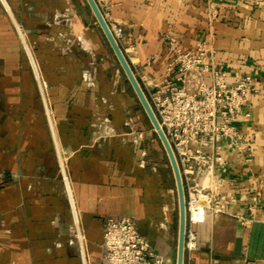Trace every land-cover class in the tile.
<instances>
[{"label":"crops","instance_id":"1","mask_svg":"<svg viewBox=\"0 0 264 264\" xmlns=\"http://www.w3.org/2000/svg\"><path fill=\"white\" fill-rule=\"evenodd\" d=\"M96 1L152 82L169 37L209 44L229 83L253 76L239 119L253 160L224 149L227 210L195 225L183 264H264V0H212L210 20L206 0ZM144 117L86 0H0V264H105V220L124 215L176 264L173 173Z\"/></svg>","mask_w":264,"mask_h":264},{"label":"built area","instance_id":"2","mask_svg":"<svg viewBox=\"0 0 264 264\" xmlns=\"http://www.w3.org/2000/svg\"><path fill=\"white\" fill-rule=\"evenodd\" d=\"M206 2L210 20L217 16V9L212 0ZM103 14L121 47L122 26ZM168 39L171 56L162 81L152 82L145 73L133 71L178 166L186 210L184 252H190L197 242L195 225L207 215L227 210L223 187L230 162L224 149L246 164L253 160L256 132L241 129L239 119L248 115L243 106L259 88L250 74L229 83L226 68L215 60L205 41L185 46L173 37ZM260 201L256 195L248 205L252 215ZM102 245L105 264H164L129 215L106 218Z\"/></svg>","mask_w":264,"mask_h":264},{"label":"water","instance_id":"3","mask_svg":"<svg viewBox=\"0 0 264 264\" xmlns=\"http://www.w3.org/2000/svg\"><path fill=\"white\" fill-rule=\"evenodd\" d=\"M88 5L90 6L98 24L100 25L107 41L109 42L118 62L120 63L125 75L126 79L129 81L130 85L132 86L141 106L143 107L153 129L155 130L162 147L164 148L166 155L168 157L174 181H175V188L177 192V200H178V243H177V258L176 264H183L184 262V241H185V225H186V210H185V198H184V190L183 185L180 177V173L178 170V166L173 154V151L170 147V144L159 125V122L148 102V99L134 73L130 62L128 61L126 55L124 54L122 48L120 47L119 43L116 41L115 37L113 36L108 22L104 17V14L98 5L96 0H86Z\"/></svg>","mask_w":264,"mask_h":264},{"label":"rangeland","instance_id":"4","mask_svg":"<svg viewBox=\"0 0 264 264\" xmlns=\"http://www.w3.org/2000/svg\"><path fill=\"white\" fill-rule=\"evenodd\" d=\"M97 21V20H96ZM98 23V22H97ZM99 25V24H98ZM100 26V25H99ZM101 28V27H100ZM102 30V29H101ZM103 32V31H102ZM105 36V35H104ZM106 38V37H105ZM123 70V69H122ZM144 119H145V121H146V123H148V125L150 126V121H149V119H148V117H147V115H146V113H145V117H144ZM169 179H170V181H171V183L172 184H175V181H174V178H173V176L172 175H170L169 176ZM176 194H177V192H176ZM175 194V195H176ZM175 220H176V223L178 222V201H177V196H176V217H175Z\"/></svg>","mask_w":264,"mask_h":264}]
</instances>
